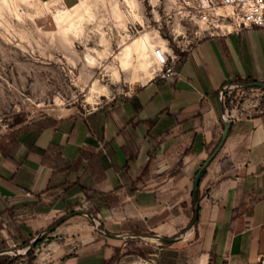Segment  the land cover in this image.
<instances>
[{"label":"crops","instance_id":"0c3cea01","mask_svg":"<svg viewBox=\"0 0 264 264\" xmlns=\"http://www.w3.org/2000/svg\"><path fill=\"white\" fill-rule=\"evenodd\" d=\"M40 1L70 8L81 0ZM175 68L178 75L153 76L82 116L50 117L33 143L26 142L33 130L23 131L10 156L0 151V249L49 229L71 206L80 210L87 192L110 201L100 206L105 230L132 232L128 226L168 238L185 233L165 246L145 244L156 251L152 259L164 264L258 261L264 254V109L250 104L248 95L264 88L237 86L222 99L220 94L234 83L264 82V27L204 37ZM223 110L230 132L201 177L199 219L189 229L194 179L222 137ZM69 120L86 126L75 155L65 153L63 142L39 144L45 130ZM54 144L70 161L81 156L77 167L48 164L42 150ZM52 232H92L82 242L84 254L103 248L101 233L85 215L66 219Z\"/></svg>","mask_w":264,"mask_h":264},{"label":"rangeland","instance_id":"374dc122","mask_svg":"<svg viewBox=\"0 0 264 264\" xmlns=\"http://www.w3.org/2000/svg\"><path fill=\"white\" fill-rule=\"evenodd\" d=\"M86 2L89 12L70 28L60 27L55 19V12L65 9L60 4L0 0V135L45 117L82 116L146 83L151 77H144L141 61H150L156 70L154 48L152 52L148 49L147 57L141 60L133 54L129 66L123 67L117 56L123 42L130 43L148 32L155 47L165 44L170 54L181 57L204 37V25L184 0ZM88 52L96 57L94 63L86 59ZM259 92L248 95L250 104L264 109V91ZM85 133L83 121L74 124L69 120L58 130H45L39 144L63 142L65 153L71 156ZM91 233L48 232L27 253L9 255L19 256L13 264H26L31 250L33 264H72L70 261L80 255L83 258L76 261L78 264H97L103 256L110 258L117 252V259L110 264H126L142 257L135 246H165L160 240L113 239L101 234L97 241L103 243V248L86 255L82 242ZM70 256L71 260L64 261ZM56 259L62 260L55 263Z\"/></svg>","mask_w":264,"mask_h":264},{"label":"built area","instance_id":"2783aa9c","mask_svg":"<svg viewBox=\"0 0 264 264\" xmlns=\"http://www.w3.org/2000/svg\"><path fill=\"white\" fill-rule=\"evenodd\" d=\"M192 2L184 0L185 6L193 7L195 16L204 25V37L240 33L256 26L264 27V0H193ZM153 58L156 62L155 77L167 78L178 75L175 68L179 59L177 55L170 54L161 46H156ZM126 264L164 263L158 259L139 257L129 260ZM255 264H264V254Z\"/></svg>","mask_w":264,"mask_h":264},{"label":"trees","instance_id":"16d2710c","mask_svg":"<svg viewBox=\"0 0 264 264\" xmlns=\"http://www.w3.org/2000/svg\"><path fill=\"white\" fill-rule=\"evenodd\" d=\"M50 119H51L50 117H45L43 119H39V120L30 122V123H27L24 126H21V127L14 129L8 133L3 134L0 138V151L2 153H4V155H6V156H10L19 147L20 143H19L17 137L23 131L33 130L30 133V135L28 136V138L26 139V142L33 143L34 139L37 137L39 132L48 124V121ZM42 151H43L42 152L43 157L46 160V162L48 164L54 166V168L55 167H59V168L64 167V169H66V170L71 169V167L75 168V167H77V165L79 164V160L81 159V156L75 161H70V160L64 158L61 155L62 154L61 146L55 145V144L50 146V148H48V149H43ZM205 171H206V169L204 170L203 174L205 173ZM94 197L95 196L90 195L86 192V203L80 204L79 209L89 211V212L93 213L97 219L103 221V216L101 213L100 206L104 205L106 207H109L110 201L108 202V199L104 200L103 198H99V199L95 200ZM75 211H76V209L73 206H71L67 209L64 216L70 212H75ZM193 212H194V214H193V217H194L195 216V207L194 206H193ZM58 220H55L53 222V224H55ZM101 227L103 228V225H101ZM124 228L126 230L132 231L133 233H150V232H140V231H138L136 229H132L131 227H128V226H126ZM109 232H111V231H109ZM111 233H120V232H111ZM34 235L35 234H32L30 237L24 239L22 242H19L18 240H14V242H12V243H6L3 245V247L21 248V247L28 246L29 241L33 237H35ZM44 238H46V237H44ZM130 242H133V240H130ZM166 244L167 243H164L163 245H166ZM134 250L139 252V254L143 258H148V259H152L156 254L155 249L153 247H149V246H141V245L135 246ZM18 257L19 256L13 257V256H10L9 254L0 255V264H13L14 260L18 259ZM28 258L29 259L26 262V264H33L34 259H35L33 250H31L28 253ZM115 259H117V252H115L109 259L105 260L103 264H110Z\"/></svg>","mask_w":264,"mask_h":264},{"label":"water","instance_id":"95a60500","mask_svg":"<svg viewBox=\"0 0 264 264\" xmlns=\"http://www.w3.org/2000/svg\"><path fill=\"white\" fill-rule=\"evenodd\" d=\"M237 86H250V87L264 88V82H251V83L238 82L237 84H231V85L225 86V88L221 91L220 98L221 99L223 98L225 92L230 87H237ZM222 116H223V120H224V130H223L222 137H221L218 145L214 149V151L211 153V155L206 159V161L200 167V169L198 170V172L195 176V179H194L193 195H194V201H195V216H194V219L189 226V229H192L199 219V213H200L199 185H200V180H201L202 174H203L204 170L209 166V164L214 160V158L216 157L218 152L221 150V148L224 145V143L226 142L228 135H229V132H230L231 119L229 118V116L227 115L225 110L222 111ZM77 214L85 215V216L89 217L94 222L96 229L101 234H103L107 237L113 238V239H123V238L134 237V238L150 239V240H156V241L160 240L164 243H173V242H178V241L182 240L184 238V235H185V233H183L177 237L168 238V237L156 234V233H148L147 234V233L127 232V233L115 234V233L108 232L107 230L102 228L100 220L97 219L93 213L86 211V210H78V211L69 213L67 216H65V218L58 221L56 224H54L49 229L45 230L44 232H40L39 234H37L33 238L31 245H29L27 248H25L23 250L14 249V248H2V249H0V255H3V254H25V253H27L30 249H32L35 246V244L43 237L44 234L54 231L66 219H69V218H71Z\"/></svg>","mask_w":264,"mask_h":264},{"label":"bare ground","instance_id":"6f19581e","mask_svg":"<svg viewBox=\"0 0 264 264\" xmlns=\"http://www.w3.org/2000/svg\"><path fill=\"white\" fill-rule=\"evenodd\" d=\"M47 4L53 5L55 2H45ZM89 6L86 0H81L76 6L65 8L62 12H55V19L60 27L67 26L73 27L76 25L88 12ZM121 51L117 54L119 61L123 67H128L130 64V59L133 54H138L139 59L147 57L148 49L152 52V47L155 48V45L152 42V37L149 33H143L140 36L133 39L132 42L126 43L123 42ZM163 49L168 51V47L163 44ZM154 52V49H153ZM152 52V55H153ZM86 59L90 63L96 61V57L91 53L86 54ZM143 69L145 70V75L147 77H152L154 75V65L150 61H141ZM156 69V68H155Z\"/></svg>","mask_w":264,"mask_h":264}]
</instances>
